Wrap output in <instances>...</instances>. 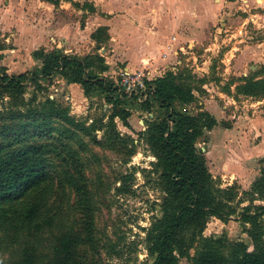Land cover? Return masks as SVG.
Masks as SVG:
<instances>
[{"label": "trees", "instance_id": "trees-1", "mask_svg": "<svg viewBox=\"0 0 264 264\" xmlns=\"http://www.w3.org/2000/svg\"><path fill=\"white\" fill-rule=\"evenodd\" d=\"M45 1L53 5L57 3V0ZM73 5L77 6L76 3ZM106 38L103 27L90 35L96 47ZM32 57L41 61L39 73L31 71L30 74L7 75L5 69L0 67V95L10 97L13 107L27 104L35 100L36 92L44 89L38 79H50L52 74H59L67 84L79 86L83 97H88L94 91L103 94L105 102L111 106V112L107 122L100 125L98 130L105 128L107 139L121 146L124 140L116 132L115 120L127 128L130 113L126 111L125 103L112 94L107 78L87 74L90 69L98 73L104 71L103 58L88 55L79 59L56 51H35ZM234 81L236 95L264 99V65L246 78L230 80V84ZM28 82L33 92L31 98L25 101L22 97L23 85ZM152 85V95L140 104L139 109L143 113H150L153 105H156L163 116L158 120L144 121V129L137 133V138L154 158L151 171L157 174L161 191L158 203L160 216L153 218L143 230L145 251L152 258L151 264H178L180 260L189 264H264V156L260 159L262 166L258 175L248 190L242 193L243 198H238L236 206H233L235 183L225 188L216 185L206 166L204 154L195 147L203 131L208 132L216 125L214 118L200 107L194 115L173 110L176 105L188 106L196 101L193 78L186 70L177 69L155 78ZM224 90H228V86ZM41 108H46L47 113L42 115L38 124H24L19 113L15 122L0 126V216H4L1 212L9 204L24 198L47 181L44 148L36 142L39 139L36 135L38 129L40 133L47 131L51 134L55 128L49 124L58 122L72 129H80L78 131L88 130L82 123L75 122L53 100L46 98ZM30 115L35 121L34 111ZM67 137H71V134ZM31 139L34 140L29 142ZM127 155H132L131 149ZM72 170L74 175L68 178V184L82 194V178L75 163ZM123 179L121 177L122 184L125 182ZM118 192L123 190L120 188ZM240 203L246 205L237 212ZM20 216L27 224L32 223L37 218L36 206L30 205ZM232 216L236 217L248 238L250 249L244 243L229 241L224 236H202L209 218L226 222ZM84 229L89 234L88 224ZM86 240L90 241L89 235ZM80 242L81 238L76 234L61 233L54 237L47 260L39 261L35 250L25 247L13 264H77L76 248Z\"/></svg>", "mask_w": 264, "mask_h": 264}, {"label": "rangeland", "instance_id": "rangeland-1", "mask_svg": "<svg viewBox=\"0 0 264 264\" xmlns=\"http://www.w3.org/2000/svg\"><path fill=\"white\" fill-rule=\"evenodd\" d=\"M239 26L240 22L226 24L224 27L227 30L226 35L239 29ZM241 29L239 35L250 38L249 42L262 37L253 30L251 24H244ZM223 37L224 34L221 33V38ZM2 46L5 50L19 49L14 47L10 40L9 43H1L0 47ZM199 48L195 46L196 50H200ZM61 50L59 47L56 52L63 54ZM5 52V55L4 53L2 55L7 66L5 74H18L24 68L28 69L26 51L21 50L17 55ZM199 52L193 53L196 63L203 58L197 57L201 54V51ZM111 66L113 71L120 68L114 63ZM213 66L215 70L206 76H197L183 65L178 68L186 70L193 78V88L196 91L194 95L197 97L194 103L185 108L174 106V111L194 115L198 107L203 110L199 102L208 96L205 89L207 83L211 81L218 84L220 81L217 75L220 69L217 68L221 65L218 64V60ZM115 74L116 72L111 76L115 77ZM226 82H230V79ZM32 90L29 82L23 85L22 97L25 101L31 98ZM217 90L224 91V83L218 84ZM46 98L64 108L75 122L82 123L88 130L78 131L80 129H72L68 125L55 122L49 124L55 128L51 134L47 131L40 133L39 129L36 131V135L39 136L36 142L44 148L48 178L38 189L9 204L1 212L4 216H0V264H13L25 247L33 248L38 260L45 261L50 257L54 237L65 232L81 238L76 248L77 264H151L152 258L145 251L143 230L149 226L153 218L160 216L158 203L161 191L158 187L157 174L151 171L154 158L137 138V133L144 129V121L158 120L162 118L163 112L156 105H153L150 113L138 111L135 105L128 106L130 112L127 119L128 127H123L115 120L116 132L122 141L124 140L121 146H118L116 142L107 139L105 128L98 130L100 125L107 122V116L111 112V106L105 102L103 94L94 91L88 97H83L78 86L69 90L56 85L53 79L42 91L35 93L34 101L27 104L13 107L10 97L8 98L6 94L0 95V126H9L15 122V117L19 113L24 124H38L42 115L47 113L46 108H41ZM216 103L220 108L221 102ZM33 111L36 115L35 121L30 115ZM30 134L31 131L28 132V135ZM68 134H71V137H67ZM208 135L209 133L205 132L195 145L196 150L202 154L206 152ZM130 149L132 155L128 156L127 151ZM209 162L210 166H213V160ZM73 163L78 166L81 174L82 194L68 184V178L74 175ZM261 166L259 159L254 165L256 175L253 179L244 181L241 185L235 183L236 199L233 206L238 198H243L242 193L248 190ZM147 172H150L149 175ZM121 177H124L123 184L120 182ZM214 178V182L220 188L227 187H221L219 178ZM120 188L123 192H118ZM30 205L36 206L37 218L27 224L20 214ZM245 205L246 203H240L237 212ZM236 220L235 216L226 222L209 218L202 236H224L229 241L242 242L250 249V242ZM86 224L90 228L89 234L84 229ZM88 235L90 241L86 240ZM178 264L189 263L180 260Z\"/></svg>", "mask_w": 264, "mask_h": 264}, {"label": "crops", "instance_id": "crops-1", "mask_svg": "<svg viewBox=\"0 0 264 264\" xmlns=\"http://www.w3.org/2000/svg\"><path fill=\"white\" fill-rule=\"evenodd\" d=\"M235 22H240L239 29L226 35V24ZM244 24H251L262 37L251 42L243 38L239 33ZM101 27L107 38L96 47L90 35ZM9 40L19 49L0 47V67H7L5 51L13 55L26 51L28 69L18 74L39 73L41 61L32 53L59 47L64 55L79 59L103 58L104 71H87L98 78L120 69L143 68L154 80L182 65L206 76L218 60V84L224 83L228 90L219 91L218 84L210 81L205 88L208 96L199 102L216 122L208 131L206 166L221 187L241 185L256 175L254 165L264 156V99L236 95V82L226 81L246 78L264 65V0H57L56 5L45 0H0V44ZM199 51L203 56L197 57L203 58L196 63L194 54ZM112 63L120 68L111 70ZM53 79L63 88L77 87L56 73L38 83L46 87ZM216 102H221L220 108Z\"/></svg>", "mask_w": 264, "mask_h": 264}, {"label": "built area", "instance_id": "built-area-1", "mask_svg": "<svg viewBox=\"0 0 264 264\" xmlns=\"http://www.w3.org/2000/svg\"><path fill=\"white\" fill-rule=\"evenodd\" d=\"M115 75V77H108L107 80L110 81L112 94L125 103L126 111H129L128 106L131 105L139 109L140 104L152 95V80L147 77L143 68L133 71L120 69ZM147 115L150 116V114Z\"/></svg>", "mask_w": 264, "mask_h": 264}, {"label": "water", "instance_id": "water-1", "mask_svg": "<svg viewBox=\"0 0 264 264\" xmlns=\"http://www.w3.org/2000/svg\"><path fill=\"white\" fill-rule=\"evenodd\" d=\"M205 133V131H203V134Z\"/></svg>", "mask_w": 264, "mask_h": 264}]
</instances>
